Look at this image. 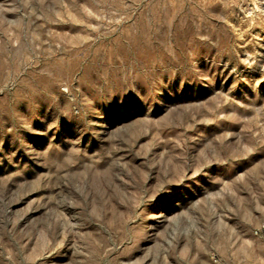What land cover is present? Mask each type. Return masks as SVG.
I'll list each match as a JSON object with an SVG mask.
<instances>
[{"label": "rangeland", "instance_id": "1", "mask_svg": "<svg viewBox=\"0 0 264 264\" xmlns=\"http://www.w3.org/2000/svg\"><path fill=\"white\" fill-rule=\"evenodd\" d=\"M0 264H264V0H0Z\"/></svg>", "mask_w": 264, "mask_h": 264}]
</instances>
